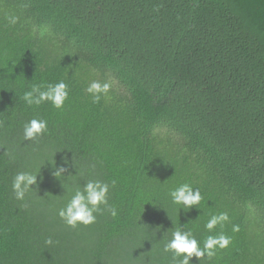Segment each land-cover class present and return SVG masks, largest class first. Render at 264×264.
<instances>
[{"label":"trees","instance_id":"trees-1","mask_svg":"<svg viewBox=\"0 0 264 264\" xmlns=\"http://www.w3.org/2000/svg\"><path fill=\"white\" fill-rule=\"evenodd\" d=\"M61 80L62 109L20 99ZM93 80L112 84L98 103ZM33 118L48 131L25 140ZM91 179L116 181L117 216L69 227L57 211ZM182 183L203 196L189 211ZM177 227L232 237L190 264H264V0H0V264H175Z\"/></svg>","mask_w":264,"mask_h":264},{"label":"clouds","instance_id":"clouds-1","mask_svg":"<svg viewBox=\"0 0 264 264\" xmlns=\"http://www.w3.org/2000/svg\"><path fill=\"white\" fill-rule=\"evenodd\" d=\"M10 24L17 22V17L9 16ZM112 84L108 82L91 81L86 92L92 97L93 103H98L102 98L108 97ZM69 97L68 85L64 81L54 84H33L30 89L25 91L20 97L23 102L29 106H40L43 103H50L55 109H62L65 101ZM48 131V121L45 119L33 118L23 126V135L25 140H35L46 134ZM64 167L57 168L53 175L59 177L64 174ZM37 183V175L32 172H17L12 181V190L17 200L23 201L25 194L33 190L32 185ZM116 186V181L111 183L100 180H88L82 188H76L67 203L60 207L57 215L63 222L72 228L78 225H92L96 222L97 215L107 212L112 217L117 216L115 206L109 205L110 189ZM168 195L174 205L181 206L180 211L191 210L194 206L200 205L203 196L198 188H193L189 183H182L179 186L170 189ZM103 206V207H101ZM230 220L227 212H220L209 217L204 224V228L212 233L217 226L222 229ZM239 231V227L233 225V229ZM46 244H52L49 238ZM232 243V237L224 234L223 231L208 235L203 241H198L193 230H184L183 227H177L171 232V238H165L163 251L171 253V258L175 264H190L193 257L197 260L213 258L218 250L228 248Z\"/></svg>","mask_w":264,"mask_h":264}]
</instances>
